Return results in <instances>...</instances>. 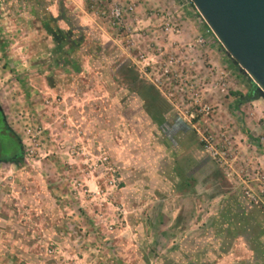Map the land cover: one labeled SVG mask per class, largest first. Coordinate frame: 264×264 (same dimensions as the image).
Here are the masks:
<instances>
[{
	"label": "rangeland",
	"instance_id": "rangeland-1",
	"mask_svg": "<svg viewBox=\"0 0 264 264\" xmlns=\"http://www.w3.org/2000/svg\"><path fill=\"white\" fill-rule=\"evenodd\" d=\"M135 6L140 17L161 8ZM130 54L89 0H0V107L23 150L0 161V253L13 264H264V143L220 129L217 114L192 127ZM178 117L187 130L170 141L154 120ZM223 193L254 209L247 223Z\"/></svg>",
	"mask_w": 264,
	"mask_h": 264
},
{
	"label": "built area",
	"instance_id": "built-area-1",
	"mask_svg": "<svg viewBox=\"0 0 264 264\" xmlns=\"http://www.w3.org/2000/svg\"><path fill=\"white\" fill-rule=\"evenodd\" d=\"M89 8L131 49L129 56L140 76L158 90L178 116L197 129L196 119L206 124L217 114L219 97L229 94L232 82L211 58L210 37L216 36L200 14L203 29L186 37L185 16L176 9L160 8L140 17L131 0H89ZM259 140L264 143V129ZM205 142L211 156L225 164L223 153ZM245 193L253 198L249 189Z\"/></svg>",
	"mask_w": 264,
	"mask_h": 264
},
{
	"label": "crops",
	"instance_id": "crops-1",
	"mask_svg": "<svg viewBox=\"0 0 264 264\" xmlns=\"http://www.w3.org/2000/svg\"><path fill=\"white\" fill-rule=\"evenodd\" d=\"M135 2L138 5L139 10L143 6L149 9L154 6L167 9H176L179 13L185 16L184 35L186 37L201 31L204 27V23L199 22V13L196 9H194V6L190 0H135ZM76 5L80 10H82L79 4ZM210 39L212 42L209 50L211 58L221 69H224L223 71L229 74L232 82V89L230 90L229 94L220 95L219 97L220 105L219 110L217 111L219 127L220 129L228 128L231 131L241 128L246 135L248 143L252 145V147H254V145L258 146V143L260 142L259 136L264 129V95L257 91L252 79L224 50L218 39L212 36ZM132 65L134 66L133 63ZM150 86L152 85L150 84ZM153 88L155 89V87ZM155 90L157 91V89ZM147 92L148 91L144 93V96L145 94L150 95H147L150 97L148 100L151 101V98L157 99V96L154 95V97H152V94ZM158 94L163 100H165L159 92ZM227 120L229 123H227ZM154 122L158 124L157 127L170 141L174 140V135L177 132H185L187 130L185 122L180 117L174 119L172 122L160 118L154 120ZM224 196V198L229 199V201H234L235 204L233 207V214L238 215L241 220L244 221V223H247V221H249L251 218L250 213L254 212V209L248 206L250 209L248 208L249 210H247L245 207H243V205H241L242 203H240V200H237L235 195H228L225 193ZM230 210L231 209L229 208V211ZM227 211H225V213ZM235 228H237V226ZM0 264H13V262L6 253H0Z\"/></svg>",
	"mask_w": 264,
	"mask_h": 264
},
{
	"label": "water",
	"instance_id": "water-1",
	"mask_svg": "<svg viewBox=\"0 0 264 264\" xmlns=\"http://www.w3.org/2000/svg\"><path fill=\"white\" fill-rule=\"evenodd\" d=\"M239 67L264 95V0H190Z\"/></svg>",
	"mask_w": 264,
	"mask_h": 264
},
{
	"label": "flooded vegetation",
	"instance_id": "flooded-vegetation-1",
	"mask_svg": "<svg viewBox=\"0 0 264 264\" xmlns=\"http://www.w3.org/2000/svg\"><path fill=\"white\" fill-rule=\"evenodd\" d=\"M22 153L21 141L7 125L0 107V161L17 162Z\"/></svg>",
	"mask_w": 264,
	"mask_h": 264
},
{
	"label": "trees",
	"instance_id": "trees-1",
	"mask_svg": "<svg viewBox=\"0 0 264 264\" xmlns=\"http://www.w3.org/2000/svg\"><path fill=\"white\" fill-rule=\"evenodd\" d=\"M137 77V76H136ZM136 77L135 76H133L132 78L135 80L136 79ZM148 90L147 91H150L151 90V87L149 88H147Z\"/></svg>",
	"mask_w": 264,
	"mask_h": 264
}]
</instances>
